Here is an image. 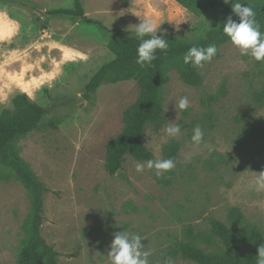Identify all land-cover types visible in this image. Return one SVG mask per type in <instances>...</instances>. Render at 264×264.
<instances>
[{
	"label": "rangeland",
	"instance_id": "obj_1",
	"mask_svg": "<svg viewBox=\"0 0 264 264\" xmlns=\"http://www.w3.org/2000/svg\"><path fill=\"white\" fill-rule=\"evenodd\" d=\"M80 1L93 23L46 15L73 9L74 0L0 3V113L21 93L49 109L40 127L16 145L46 189L40 234L59 253L57 263L110 264L113 234L126 230L146 238L142 244L151 252V264L169 257L175 264H195L172 257L171 248L185 241L188 227L206 233L211 219L227 224L231 208L264 236V191L254 184L264 159L253 154L264 142V63L227 43L199 69V87L168 74L162 96L166 124H181L182 133L167 137L165 124L158 131L147 128L143 138L155 159H162L168 141L179 143L167 186L158 184L151 170L136 173L131 158L113 176L104 169L106 144L121 132L123 113L138 97L136 82L102 84L89 100L83 97L90 78L113 58L109 30L135 32L140 19L151 17L160 26L157 36L171 32L196 42L231 15L209 9L195 16L173 0ZM223 82L226 93L218 97ZM183 96L190 106L180 112L175 104ZM208 96L218 99L207 103ZM197 124L205 133L199 147L190 140ZM29 212L21 184L13 177L0 180V264H16Z\"/></svg>",
	"mask_w": 264,
	"mask_h": 264
},
{
	"label": "trees",
	"instance_id": "obj_2",
	"mask_svg": "<svg viewBox=\"0 0 264 264\" xmlns=\"http://www.w3.org/2000/svg\"><path fill=\"white\" fill-rule=\"evenodd\" d=\"M5 0H0V3ZM195 16H200L211 9L218 13L238 17L232 12L231 3L239 2L250 6L255 12L256 22L264 33V0H173ZM48 16H71L87 23L93 21L85 17L81 1L74 0L73 9H53ZM101 26L100 23H96ZM223 27L209 29L205 36L196 42H186L167 32L164 38L169 42L165 51L157 50V58L143 66L136 63L137 47L140 43L135 32L125 33L118 29L109 30L108 51L113 58L104 64L87 82L83 97L89 100L102 84H116L133 80L139 93L136 101L128 107L122 116V130L106 144L104 169L108 175H115L127 158L135 161L155 159L143 144L147 128L160 130L167 122L163 108V87L169 81L168 74L174 72L181 82L188 87L197 88L202 84L199 69L183 63V56L193 46L207 47L215 44L219 48L230 43L222 32ZM150 37H145V39ZM225 82L219 88L218 97L225 95ZM208 96L207 103L218 99ZM204 102V101H203ZM11 109L0 113V180L13 177L26 190L30 201L28 213L22 228L16 264H58L59 253L46 243L40 234L43 221L44 185L33 174L29 165L19 156L17 142L38 129L44 116L49 112L31 100L25 93L17 94L11 100ZM55 127L54 123H51ZM179 143L170 140L162 148V159L176 160ZM254 156L264 159V142L253 149ZM172 171L155 181L167 186L170 184ZM185 241L178 242L171 248L172 257L195 264H256L257 249L264 244L262 232L245 221L240 211L231 208L227 215V224L210 220L209 232H196L188 227L184 232Z\"/></svg>",
	"mask_w": 264,
	"mask_h": 264
},
{
	"label": "clouds",
	"instance_id": "obj_3",
	"mask_svg": "<svg viewBox=\"0 0 264 264\" xmlns=\"http://www.w3.org/2000/svg\"><path fill=\"white\" fill-rule=\"evenodd\" d=\"M224 3H230V0H224ZM232 12L239 18L238 21L233 20L229 16L223 24V33L228 37L232 46H234L241 56H250L255 62L264 63V33L261 32L259 24L255 19V12L252 7L244 6V4L235 2L231 3ZM140 23L134 26L135 38L140 41L137 47L136 63L143 66L150 64L157 56V50L167 51L169 42L164 38L165 34L157 36L160 29L157 21L151 17L140 19ZM150 37L145 39V37ZM218 48L215 44L207 47L193 46L184 54L183 63L197 69H202L207 63H210L217 55ZM190 106L187 96L179 98L175 104L176 110L180 112L186 111ZM165 135L169 138L179 137L182 133V126L179 123L169 122L163 129ZM205 133L201 126L197 124L192 129L190 137L191 144L199 147L205 144ZM176 167V161L173 158L167 159H148L145 161H137L135 171L142 174L145 169L154 172L159 179L166 173ZM254 184L257 191H264V171L256 173ZM114 239L110 244V251L107 257L110 264H151L149 257L151 252L146 250L142 244L146 238L132 231H120L113 234ZM256 264H264V244L257 249ZM163 264H175L172 258H166Z\"/></svg>",
	"mask_w": 264,
	"mask_h": 264
},
{
	"label": "water",
	"instance_id": "obj_4",
	"mask_svg": "<svg viewBox=\"0 0 264 264\" xmlns=\"http://www.w3.org/2000/svg\"><path fill=\"white\" fill-rule=\"evenodd\" d=\"M71 100H73L74 102L76 103H79L82 101V98H79V97H72Z\"/></svg>",
	"mask_w": 264,
	"mask_h": 264
}]
</instances>
